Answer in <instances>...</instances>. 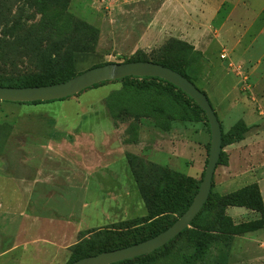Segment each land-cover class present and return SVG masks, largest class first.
Masks as SVG:
<instances>
[{"label": "rangeland", "instance_id": "374dc122", "mask_svg": "<svg viewBox=\"0 0 264 264\" xmlns=\"http://www.w3.org/2000/svg\"><path fill=\"white\" fill-rule=\"evenodd\" d=\"M220 6L223 15L229 9V18L218 37L232 45L233 58L218 55L221 65L215 64L210 75V61L204 57V75L196 85L227 133L241 117L222 99L226 87H236L245 105L260 109L254 99L264 92V78L250 77L248 68L264 53V31L258 32L264 26V0H223ZM117 7L114 0H0V73L38 72L56 49L74 50L76 75L104 63L149 57L172 40L193 46L168 29L140 46L154 20L151 12L141 3L126 10ZM73 19L96 35L81 32ZM213 34L215 26L201 44L210 45ZM121 85L108 82L36 105L0 101V264H69L75 249H86L88 241L112 225L146 217L128 153L201 179L210 143L208 123L174 124L168 140L175 149L166 139L161 149L148 148L144 156L123 149L147 139L135 120L115 121L106 108V97ZM239 182L229 191L247 183ZM218 185L216 168V193ZM259 217L250 210L240 223ZM201 264H264V228L234 235L227 245L217 243Z\"/></svg>", "mask_w": 264, "mask_h": 264}, {"label": "trees", "instance_id": "16d2710c", "mask_svg": "<svg viewBox=\"0 0 264 264\" xmlns=\"http://www.w3.org/2000/svg\"><path fill=\"white\" fill-rule=\"evenodd\" d=\"M72 23L81 32L93 31L74 19ZM93 35H96L94 31ZM73 52L74 50L70 48L63 52L56 49L46 57L40 71L35 73L11 72L13 75H8L4 71L0 73V86L28 87L64 82L75 76L72 70ZM130 61H151L169 67L186 77L196 87V81L204 75L200 68L204 62L203 54L183 41H168L149 57L140 55L126 62ZM115 81L122 83L120 89L111 92L105 99L106 108L115 121L132 118L138 124L140 119L149 118L153 120L155 127L163 132H170L177 123L207 122L205 113L187 94L158 77L130 76L101 82L90 88ZM41 103L43 102L29 104ZM249 129L250 127L240 120L229 132L224 133L222 130V149L226 145L241 141ZM127 160L144 201L147 216L140 221H124L112 225L97 235L95 241H88L86 249H75L71 262L101 252L128 247L163 232L190 206L204 174L203 172L201 179L197 180L168 167L142 160L130 153L127 154ZM206 162L207 159L205 165ZM226 162V155L221 151L218 165H224ZM212 189L213 180L207 201L189 227L179 235L153 252L115 264H201L217 243L227 245L234 235L264 228V204L256 184L225 195H220ZM229 206L250 209L257 212L260 217L235 224L226 214V208ZM93 243L94 247L91 246Z\"/></svg>", "mask_w": 264, "mask_h": 264}, {"label": "crops", "instance_id": "0c3cea01", "mask_svg": "<svg viewBox=\"0 0 264 264\" xmlns=\"http://www.w3.org/2000/svg\"><path fill=\"white\" fill-rule=\"evenodd\" d=\"M221 1L223 0H114V2L118 3L117 9L123 10L132 7L135 3H141L142 8L149 10L153 19L157 21V23L154 20L148 22L145 34L139 41V44H142L140 46H145L157 40L160 29L164 32L168 29L172 31L170 33L179 35L181 39L192 43L195 49L199 50L210 61V75L212 71L214 72L215 64L221 65L218 55L220 57L223 55L228 56L230 60L233 58L231 56L232 45L223 38L218 37L229 18L228 7H226L228 9L227 13L222 14L224 7L220 6ZM262 12L264 13V7ZM184 18H188V21H185ZM172 22H175V24H172ZM212 26H215L216 34H213L210 45L205 47L201 44V41ZM263 31L264 26H259L258 32L262 33ZM223 52L225 54H222ZM248 69L250 77L256 76L258 81L263 79L264 53ZM234 70L235 68L231 69V74L236 76L233 73ZM223 73L227 74L225 71ZM221 83L222 80L219 85ZM235 90L236 87H226L223 90L222 99L225 103H228L230 110L239 113L240 120L249 126L250 129L244 134L241 141L226 145L222 149L226 155L227 162L216 167L217 177L219 178L217 193L225 195L234 192L236 190L229 191V187L240 183L239 181H247L241 188L256 184L264 204V92L254 99L260 107L258 111H255L250 105L243 103L242 95L237 90L235 92ZM138 132L145 135L147 141L138 140L136 143L124 144L122 146L123 149L129 148V150H132L131 152L144 156L148 148H150L149 150L161 149L160 142L164 139L169 142L172 149H175L172 141L168 140V132H158L152 119H140ZM257 160L260 164L256 162ZM257 164L259 166H256ZM170 169L174 170L173 168ZM249 212L250 210L244 207L229 206L226 208V214L232 218L235 224H239Z\"/></svg>", "mask_w": 264, "mask_h": 264}, {"label": "water", "instance_id": "95a60500", "mask_svg": "<svg viewBox=\"0 0 264 264\" xmlns=\"http://www.w3.org/2000/svg\"><path fill=\"white\" fill-rule=\"evenodd\" d=\"M130 76L163 79L181 89L205 113L210 132V145L203 178L190 206L163 232L128 247L101 252L78 259L70 264H115L140 257L164 246L189 227L211 192L214 172L222 151V129L219 119L208 97L191 81L171 68L151 61L111 62L89 68L56 84L28 87L0 86V101L11 103L47 102L73 97L101 82L120 80Z\"/></svg>", "mask_w": 264, "mask_h": 264}]
</instances>
